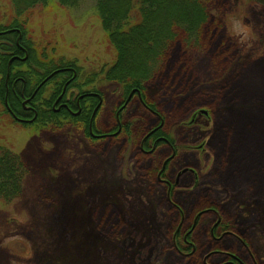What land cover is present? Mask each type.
<instances>
[{
    "label": "rangeland",
    "instance_id": "rangeland-1",
    "mask_svg": "<svg viewBox=\"0 0 264 264\" xmlns=\"http://www.w3.org/2000/svg\"><path fill=\"white\" fill-rule=\"evenodd\" d=\"M93 7L94 0H83L75 9L57 8L48 14L35 15L31 39L38 47H44L49 57L61 56L64 59L61 63L71 62L79 68L75 91L94 90L102 95L96 126L104 131L114 123L112 111L121 92L115 84H98V78L84 84L92 68L111 64L115 54ZM9 8L7 0H0V25L10 23ZM207 12V35L203 34L206 38L193 41L184 36L177 38L168 56L170 61L162 69V78L146 89L147 100L154 99L168 116L165 129L168 133L173 131L175 138L170 148L163 143L166 156L172 160L167 176L181 168L195 172H182L171 181V187L157 178L150 182L144 179L143 170L137 171L136 162L129 158V146L126 150L125 145L120 148L115 140H90L83 129L66 121L54 129L50 126L41 129L36 124H18L5 114L0 117V146L17 154L29 168L22 180L21 195L9 202L0 200V264H214L224 252L244 259L246 264H253L250 258L264 264V199H252L242 189L225 187L219 176L213 179L219 184L213 185L217 192L212 196H218V203L225 205L224 214L231 213L238 224L234 230H227L236 237L227 233L228 237L219 244L211 237L210 229L218 228L222 211H201L189 220L184 216L187 212L183 213L170 199L171 192L179 200V195L198 189L196 184L188 185L194 174L202 175L209 170L216 175L217 169L210 168L215 156L211 148L213 138L212 142L209 140L210 147L203 144L212 133L209 117L197 113L191 125L188 120L192 115L177 124L182 115L175 116L176 122L170 120L168 100L172 101L174 94L180 97L177 103H186V95L192 91L189 93L194 94L189 96H193V102H202L198 100L201 97L205 106L214 104L220 108L224 102H219L218 92L227 85V79L241 73L239 79H249L251 83L254 80L257 84L254 77L258 76L247 70L264 64V6L252 0H212ZM178 56L181 65L174 63ZM73 74L72 80L76 76ZM65 76L56 75L44 87L42 96L47 97L54 84ZM248 101L239 100L240 104L249 105L246 110L254 102ZM255 102L254 110L264 111V101ZM190 103L188 99L187 104ZM139 104L134 99L126 115L142 114ZM0 111H3L1 104ZM216 112L219 120L220 112ZM142 116L150 118L147 112ZM220 131L224 133L225 128ZM199 144L202 150L196 152L194 148ZM142 166L146 167L144 163ZM107 205L118 214L121 223L117 227L109 228L115 224L108 221V214L115 212ZM177 214L180 215L177 227L181 230L186 227L193 234L190 242L195 250L185 247L183 251L189 253L185 255L176 248L180 245L174 237L177 231L170 229ZM98 217L102 218L101 224ZM240 223H245L244 227Z\"/></svg>",
    "mask_w": 264,
    "mask_h": 264
},
{
    "label": "trees",
    "instance_id": "trees-1",
    "mask_svg": "<svg viewBox=\"0 0 264 264\" xmlns=\"http://www.w3.org/2000/svg\"><path fill=\"white\" fill-rule=\"evenodd\" d=\"M82 1L7 0L11 11L7 21L10 23L0 25V30L14 27L20 29V38H22L28 50V67L33 69V71L28 73V86L33 84V82H38L39 78L51 72V69L63 68L60 73L66 74L64 69L72 67L75 69L76 76L71 81V84L76 87L75 82L80 77L79 68L71 62L65 61L67 63H61L64 60L61 56L54 59L49 57L44 51L45 48L40 45L42 48L38 47L35 41L31 39L34 38L32 36L31 25L35 15L48 14L57 8L75 9ZM211 1L94 0V11L100 20L105 39L113 47L115 54L111 64L103 65L99 69H97V66L92 68L91 76L86 79L84 84L88 85L97 80V78L98 84H115L121 92L120 101L125 98L130 90L138 89L143 102L153 111L159 113L164 121L162 127L157 128L145 139L144 143L148 145L151 143L152 137L156 135L164 136L172 144H174L175 138L173 137V131L168 133L165 129L166 125H168V116L164 115L154 99H150L151 101L147 100V86L151 82H158L162 78V69L166 66V62L169 59L168 56L174 49L177 38L184 36L183 38H188L189 41H193V38L194 40L206 38L203 34L207 35L205 32V25L209 18L207 6ZM24 38H26V41L23 40ZM180 59L179 56L174 58V63L181 65L182 60ZM247 72H251L252 76L253 74L254 76H258L254 77L257 84L254 80L251 83L249 79H239L242 75L241 73L237 77H229L226 81L227 85L222 86L220 92H218L221 93L220 97L218 93L216 94L219 102L221 104L224 102V105L220 108L214 104L205 106V102H203L201 97L198 100L200 99L202 102H193V96H189L194 94L189 93L192 91L187 93L186 103H182V101L177 103L180 97L174 94L172 101L171 99L168 100L169 116L172 117L170 120L176 122L175 116L178 114L182 115L180 116V121L176 122L177 124L181 123L184 117L187 119L191 114L200 109L206 110L207 116L211 121V136L209 139L208 137L205 138L203 144L210 147L213 138L211 148L213 147L215 156L213 155L210 168H212V171L217 169L216 175H212L207 170L202 175L197 174L196 178L191 176L188 182L189 187L196 184L195 187L198 189L187 193L185 196L179 195V200L175 199L171 192L170 199L180 206L183 213L187 212L184 216H187L189 220L192 218V215L201 211H214L213 209H218L220 213L222 211L219 215L220 221L216 229L234 230L237 227L236 225H238L231 213L224 214L222 209L225 205L221 206L218 203V196H212L217 192L215 190L216 187H213V185L219 184L213 180L217 176L224 182L225 187L242 189L252 199H264V135L261 136V130L264 129V111L261 109L254 110L255 101H261V103L264 101V64L262 66H253V70L250 69ZM64 82L65 78H62L59 89L64 85ZM188 99L192 103L187 104ZM244 99L246 101L249 100L248 102L254 101L250 104L251 109L246 110L249 105L240 104L239 100ZM19 101L20 97L11 96V92L9 91L7 104L11 110H14L19 105ZM0 104L3 105L0 117H3V114H5L12 120L4 106L3 81H0ZM46 106L49 105L46 104ZM139 107L143 110V113L139 114L138 117L126 115L127 109L121 112L123 119L122 130L119 139L115 141L120 145V148H123L125 145V150L129 146V158L136 162L137 171L143 170L145 174L143 178L148 179L150 182L156 180V174L166 156V145L157 142L151 156L141 153L139 149L140 140L145 134L155 128V125L157 126L158 118L152 112L144 110L140 104ZM216 110L221 115L219 120H217ZM145 112L150 117L148 120H146V116H142ZM36 121L39 125L50 126L52 129L59 125L61 126L64 121L67 124H75L78 129H83L84 133L91 140L87 131L88 121L85 118L74 119L66 112H61L59 115L51 113L46 115L43 113L42 115H38ZM93 126L95 129H98L95 121L93 122ZM221 127L225 128L224 133H221ZM252 129L256 131L253 134ZM143 163L146 167L142 166ZM171 163L172 160H169L165 164L163 171V174H166L165 176H167ZM185 163L190 166L189 162ZM28 173L29 168L17 154L4 146H0V200L9 202L18 198L22 191L23 177ZM223 191L224 189L221 191L222 195ZM106 207L115 212L112 206L107 205ZM114 214L116 212L108 214V221L115 224L109 228L117 227L121 223L118 214H116V220H113L115 218ZM179 217V214L175 215V218L171 222L170 229H173V232L177 228ZM101 222L102 218L98 217V224H101ZM240 224V226L244 227L245 223ZM169 232L171 233V231ZM191 233L189 234L190 240L191 236L193 239V234L191 235ZM180 240H177V243H180ZM214 247L213 245L210 249ZM198 255L200 256V252Z\"/></svg>",
    "mask_w": 264,
    "mask_h": 264
},
{
    "label": "flooded vegetation",
    "instance_id": "flooded-vegetation-1",
    "mask_svg": "<svg viewBox=\"0 0 264 264\" xmlns=\"http://www.w3.org/2000/svg\"><path fill=\"white\" fill-rule=\"evenodd\" d=\"M20 37L21 34L18 27L0 30V81H3L4 106L6 107L12 120L19 124H36L41 129H47L48 126L39 125V123L36 121L39 114L42 115L43 113H45L46 115H49L51 113L59 115V113L61 112H66L74 119L85 118L88 121L90 129L89 135L92 139L103 140L110 138L113 140H118L122 130L123 122L121 111H125L129 108V105L134 100V97L138 98L137 92H133L132 96H130L128 100L127 96L125 97V99H123V102L119 101L115 109L112 111L114 120L113 125L108 126V128H106V130L104 131H98L99 129L94 128L93 122H96V119L98 118L97 115L103 102L102 95L94 90L84 92L75 91L73 89L74 86L71 84L75 69L72 67H68L64 69L66 72V76L64 77L65 82L61 89H59L60 80H58L54 84V87L51 89L49 95L47 97H43L42 94L45 89L44 87L50 82L54 81L55 76L60 74L61 72L59 70L63 69H57L49 72L46 75L44 74L39 78V82L28 86V73L30 71H33V69L28 67L27 46L24 44L22 38ZM51 73H53V75ZM49 74H51V76ZM27 87L29 88L27 89ZM9 91L11 92V96L20 97L19 105L16 106L14 110H11L8 106L5 105V100L7 101ZM138 100L140 99L138 98ZM46 104H48L49 106H46ZM143 106L145 110L147 109L149 112H151V108L149 106H147L146 104H143ZM204 116L206 117V115ZM162 120L158 118L157 126L155 125V128L150 130L140 140L139 149L142 153L151 155V150L155 148L157 142H159V144H167L168 148L172 146V143H169L167 138L161 135L152 137L151 143H149V145L144 143L145 139L148 138L151 133H153L157 128L163 126L164 122ZM191 122H194V119ZM107 129H109L110 131ZM194 149L196 152L201 151V144L196 146ZM170 152L172 153V151ZM168 158L170 157L165 156L164 160L161 163V167L156 174V178L163 184L167 185V187L169 185V187H171V181H175V177L180 170L174 172V174L170 172L169 176H165L166 174H163V171L165 169L164 162ZM217 223H219V220ZM215 229H210V234L211 237L217 240L218 244L219 242L223 241L225 237H228L227 233H231L230 231H227L230 229ZM182 230L181 227L179 229H176L177 232L175 233L174 237L177 240H182H180V245L178 244L176 248L180 250L182 255H185L189 254L188 252L183 251L185 247L189 248L192 252L195 250V247L191 244L189 239V234L191 233L189 232L190 229L184 227V229ZM178 233L180 234L179 236L176 235ZM231 236L236 237L234 234H232ZM242 244L249 253V250L244 242H242ZM218 252L223 253L220 250ZM250 260L253 262V264H257L255 259L250 258ZM214 264H246V261L242 258H238L234 254L224 252L222 257H220L219 262Z\"/></svg>",
    "mask_w": 264,
    "mask_h": 264
},
{
    "label": "water",
    "instance_id": "water-1",
    "mask_svg": "<svg viewBox=\"0 0 264 264\" xmlns=\"http://www.w3.org/2000/svg\"><path fill=\"white\" fill-rule=\"evenodd\" d=\"M254 1H255V2H257V3H259V4H262V5H264V0H254ZM131 93H132V92H131ZM131 93L129 94V96H128L127 100L129 99V97H130ZM203 112H204V111H203ZM184 171H186V169L182 170V172H184Z\"/></svg>",
    "mask_w": 264,
    "mask_h": 264
}]
</instances>
